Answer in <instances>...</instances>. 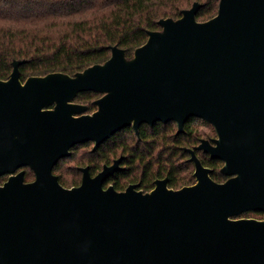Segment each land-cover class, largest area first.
<instances>
[{"label":"water","instance_id":"95a60500","mask_svg":"<svg viewBox=\"0 0 264 264\" xmlns=\"http://www.w3.org/2000/svg\"><path fill=\"white\" fill-rule=\"evenodd\" d=\"M196 1L178 19L162 18L127 59L114 45L104 63L75 75L21 80L13 62L0 79V264H264V0H220L199 21ZM99 91L98 106L73 99ZM55 103L54 108H50ZM199 117L217 133L187 148L197 181L174 189L168 178L104 186L121 158L96 175L81 167L64 186L55 165L79 143L94 149L126 127ZM224 161V182L196 153ZM30 166L35 179L25 181Z\"/></svg>","mask_w":264,"mask_h":264},{"label":"trees","instance_id":"16d2710c","mask_svg":"<svg viewBox=\"0 0 264 264\" xmlns=\"http://www.w3.org/2000/svg\"><path fill=\"white\" fill-rule=\"evenodd\" d=\"M201 6L196 19L205 21L215 16L220 0H0V79H8L13 62L19 65L20 77L25 81L32 75L63 72L75 75L85 68L104 63L117 45L125 49L127 59L135 49L145 43L151 30H161L162 18L178 19L185 8L194 2ZM99 91H82L74 102L87 105V113L97 109L94 101ZM210 124L192 117L178 132L175 121L144 123L135 131L123 128L94 149V142L79 143L71 148L69 156L54 168L60 182L71 187L58 166L86 146L81 155V167L89 166L91 175L121 157L120 167L111 173L104 186L113 185L124 190L130 183L138 189L151 191L155 180L168 178V186L178 189L196 182L187 148H195L205 136L203 125ZM211 177L224 182L228 175L221 172L224 161L196 149ZM263 214V212H256Z\"/></svg>","mask_w":264,"mask_h":264},{"label":"rangeland","instance_id":"374dc122","mask_svg":"<svg viewBox=\"0 0 264 264\" xmlns=\"http://www.w3.org/2000/svg\"><path fill=\"white\" fill-rule=\"evenodd\" d=\"M86 105V104H85ZM98 109V106H97ZM202 129L205 131L204 138L212 139L217 137V133L214 129V127L211 124L203 125ZM84 149H88L86 146H83L82 148H78L74 155L71 156L69 159L65 160L58 166L56 172L61 173L64 175V177L67 179L68 183L73 182L74 180H77L79 184L82 180V172H79L78 167L81 165V155L84 152ZM195 169V166L193 167V170ZM35 174L33 170L26 168V180H34ZM5 180L4 176L0 177V184ZM197 181V179H196ZM78 184V185H79ZM234 218H255V219H263L264 213L259 214L253 211L244 212L242 214H239L237 216H234Z\"/></svg>","mask_w":264,"mask_h":264},{"label":"flooded vegetation","instance_id":"af4514ba","mask_svg":"<svg viewBox=\"0 0 264 264\" xmlns=\"http://www.w3.org/2000/svg\"><path fill=\"white\" fill-rule=\"evenodd\" d=\"M103 95V94H102ZM94 103H95V101H94ZM81 104H84V103H81ZM85 105V104H84ZM87 106V105H86ZM97 106V105H96ZM50 108H54L55 107V103H53V104H51L50 106H49ZM94 112V111H93ZM87 113V112H86ZM92 113V112H91ZM211 124V123H210ZM212 125V124H211ZM213 126V125H212ZM131 128H133V127H131ZM208 139V138H207ZM201 142V141H200ZM198 150H202V149H198ZM202 151H204V150H202ZM205 152V151H204ZM65 158V157H64ZM119 158H121V157H119ZM119 158H117V159H119ZM63 159V158H62ZM61 159V160H62ZM60 160V161H61ZM116 160V159H115ZM59 161V162H60ZM58 162V163H59ZM115 162V161H114ZM113 162V163H114ZM57 163V164H58ZM112 163V164H113ZM56 164V165H57ZM120 164V163H119ZM224 164V163H223ZM55 165V166H56ZM105 165V164H104ZM108 165H111V164H108ZM104 167V166H103ZM26 168H29V169H31V170H33L30 166H22V167H20L15 173H18L19 171H21V170H24L25 171V181H30V180H26ZM55 168V167H54ZM103 169V168H102ZM34 172V171H33ZM53 172H54V169H53ZM55 173V172H54ZM35 174V173H34ZM56 174V173H55ZM97 174V173H96ZM95 174V175H96ZM10 175H11V173H8V174H3V175H1V176H4L5 177V180L0 184V185H3L8 179H9V177H10ZM82 175H83V171H82ZM0 176V177H1ZM94 176V175H93ZM34 179H35V177H34ZM82 181V180H81ZM106 181V180H105ZM105 183V182H104ZM253 212H262V211H253ZM264 213V212H263Z\"/></svg>","mask_w":264,"mask_h":264}]
</instances>
